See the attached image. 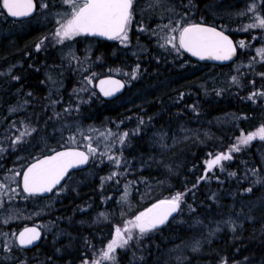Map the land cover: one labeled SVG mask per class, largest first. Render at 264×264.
Masks as SVG:
<instances>
[{
  "label": "trees",
  "instance_id": "1",
  "mask_svg": "<svg viewBox=\"0 0 264 264\" xmlns=\"http://www.w3.org/2000/svg\"><path fill=\"white\" fill-rule=\"evenodd\" d=\"M255 2L257 12L264 16V0ZM176 5L175 10L191 22L223 29L237 46L238 37L248 46L256 33L236 30L242 19L234 16L242 7L246 8L248 0L225 2L221 11L215 0H180ZM145 12L133 14L137 28L160 22L153 15L154 10ZM0 16L10 20L2 1ZM27 28L26 34H15L10 43L7 36L0 39V140L8 147L0 149V173L14 158L8 140L12 125L17 128L23 123L36 125L46 133L54 121L68 113L80 125L111 131L116 142L124 132L129 136L123 145L117 142L108 151L120 159L119 167L108 159L96 164L90 155L87 168L72 172L50 196L26 195L21 186L18 193L9 196L10 204L28 203L29 207L23 209L44 208L40 217L44 238L30 250L13 241L6 245L7 249L1 244L0 264H82L85 260L91 263L112 239L115 226L177 192L185 195L176 217L139 241L134 238L117 253L115 264H264V141L256 138L233 152L231 160L222 161L212 171L206 168L209 156L212 159L216 154L226 153L242 131L247 134L264 126V98L257 94L249 99L253 93L263 91L264 76L252 72L255 61L247 69L237 71L239 82L227 85L222 92L200 85L209 75L218 80L230 77L256 57L253 48L244 51L239 46L237 59L229 65L200 64L183 52L189 64L173 70L171 61H136L127 55L121 58L118 53L114 55L116 47L112 49L111 40L78 36L76 48L80 49L83 41H96L94 51L102 54L104 62L122 64L130 77L137 65V72L141 67L144 69V75L131 79L133 85L122 95L105 100L95 88L100 76L94 78V88H89L88 95L75 94L76 78L80 79L81 74L76 76L70 69L63 75V82L51 88L42 74L47 64L56 63L51 61L56 54L47 40L37 51L36 45L42 39L39 33L44 30ZM140 39L147 44L154 41L145 36ZM147 47L153 57L151 45ZM242 59L245 61H239ZM94 63L87 61V67ZM191 64L200 68L191 71ZM255 69L262 73L264 63H258ZM17 95L22 96L18 103ZM20 100L25 102L23 110L8 113L10 106H16L12 104L22 107ZM65 106H73L71 112ZM56 145H45L48 149L34 150L26 159L13 164L24 166V170L32 160L68 146ZM249 188L251 192L246 191ZM48 222L52 225L50 230ZM20 227L17 225V229ZM179 247L186 249V256L181 255Z\"/></svg>",
  "mask_w": 264,
  "mask_h": 264
},
{
  "label": "rangeland",
  "instance_id": "2",
  "mask_svg": "<svg viewBox=\"0 0 264 264\" xmlns=\"http://www.w3.org/2000/svg\"><path fill=\"white\" fill-rule=\"evenodd\" d=\"M1 1L2 0H0V3ZM215 1L218 3V5H220L217 6V9H219L220 11L225 9L224 7L225 2L234 3V0H215ZM255 1L256 0L254 1L248 0V5L246 6V8L245 6L242 7V9L238 11V14L234 16L235 19L237 17H240V19H242V21H240L241 27L236 29L237 32L239 33L246 32L243 29L249 23L254 22L253 19L254 15L256 14L260 15L257 12L258 3ZM179 2L180 0H137L134 4L135 5V9L133 12L134 15L137 16L138 14L143 15V13L145 11H148L149 9L154 10L153 15L156 16L158 19H160V22H157V24L152 25V27L150 26L147 27L148 25L144 24L143 26H141L144 29V31H141L140 30L141 27L137 28V25H135L137 21L135 19L132 20L131 25L129 26L128 41L126 42V45L122 44L118 40H111L112 41L111 43L113 44L112 49L116 47L115 49H113V51H115L114 55L115 53L116 54L118 53L119 55H121V58L125 55L129 57L131 56L135 58L136 61H171L173 65V70L174 69L179 70L178 68H182L185 66V64H189L187 63V61L189 60L185 58V55L182 50L179 53L176 52L171 48V45L166 44L165 41V37H167L168 35H177V33H171L169 31V28H165L164 25H168L171 22V25L174 26L178 20L181 21L182 23H193L191 22V20H189L188 17L185 16V14H181V12L178 11L177 8L175 10V5L178 4ZM38 3H39L38 12L34 17L30 19L21 20V21H12V20L3 19V17L0 16V39H3L2 36L4 37L5 35H7L9 40L7 39L6 41L7 43L8 42L10 43L12 42V40H14L15 34H19V35L20 33L26 34L29 31L27 27L41 28V30L44 31L42 33H39V35H42L41 36L42 39L44 37L49 38L46 40L48 41V43H50L51 47L54 49V52L56 54L55 57L56 59L51 60V61H56V63L50 62L43 70L44 72L42 75L46 80L47 84L48 85L50 84L51 88L56 87L62 81L63 75H66L65 72L70 69V71H73L74 75L76 76H80L81 74L80 79H77L78 77L76 78L77 83L75 84V90L73 89L74 93L78 95H85V96L88 95L89 88H94L93 87L95 83L94 78H98L99 76L101 77L104 70L103 68L111 65V62H104V58L102 57V54L94 51L96 48L95 47L96 41L95 42H93L92 40L83 41L82 45L80 46V49L76 48V44H75L78 37H75L70 41H65L63 44L56 43L53 37L57 27L59 26L57 21L58 20L62 21L63 14L68 12L69 8L68 6L63 4V0H38ZM42 4H47V7L46 8L41 7ZM253 4L255 5V12L248 11L249 7L252 6ZM167 5L170 8H168ZM262 17L264 16L262 15ZM233 21L235 22V20ZM247 31H251V32L256 31V33L252 34L249 40V45L247 46L245 44V40L242 37H238V42L241 41L244 42L245 45L243 48L244 51L247 50L248 48L249 50L253 48L254 52H256L255 59L254 58L249 59V63L246 62L244 63V65H242L241 63L240 65H242V67L234 71L230 77L224 79L219 77L218 80L215 79L214 76L212 75L207 76L205 80L200 82L202 88L208 87L207 88L208 90L215 89L218 92H222L225 90L224 87L233 83V79H232L233 77H236V81L239 82L238 73H236L237 71L242 70L243 68L247 69L248 66H250L252 63L255 64L256 62L257 63L252 72H254L255 75L264 74V71L262 73L261 72L257 73L256 72L257 69H255L258 63H262V64L264 63L263 62L264 58H261L257 53V49L264 48V30L259 28H254V29H249ZM138 33H140L141 35H138ZM140 36L141 37L145 36L146 38H150V39L154 38L153 42L150 40L148 41V44H150L152 47L153 57L149 55L150 50L147 47L148 44L145 41H142L140 39ZM256 41H258L257 43H259L260 46L256 45L257 44ZM161 45L164 46L162 47ZM238 47L239 44L237 48ZM94 52L95 55L93 54ZM78 53H81L82 55ZM87 61H95V63L91 67L92 69L87 67ZM239 61H245V60L242 59ZM79 64L85 65V67ZM240 65L235 67V69L238 68ZM116 66L112 67V72H115V74L125 79L126 89L127 87L132 86L133 83H131V77L129 76L130 73L125 69V67H123L122 64L120 65L118 63V66L117 67ZM78 68H80V70ZM199 68L200 66L196 67V65L194 64H191L190 67L191 71ZM116 69H119V71L118 72L115 71ZM107 70H109V68H107ZM143 71L144 69L141 67L140 71L136 72V77L139 75L140 76L144 75ZM242 72L243 71L239 73ZM5 73L6 75H8L9 71ZM93 73H95L96 76L93 78L92 84H88L85 78L91 76ZM125 73H127L128 75H125ZM201 75L203 76L204 72ZM59 87L61 86L59 85L57 88ZM84 88H86L87 91H82V89ZM261 88H263V91H261V93H264V86H262ZM49 93H51V91H49ZM141 93H143V91H141ZM259 96L264 98V95H259ZM21 97H22L21 95L20 96L17 95L16 103L19 102L18 99L19 98L21 99ZM24 103L25 102L23 100L22 101L20 100V106L22 107H19V105L17 106V104H12L16 106H12V107L10 106L8 109V113L12 114L16 110H23ZM65 107L67 112H71L70 110L73 106H65ZM69 115L70 114L67 113V115L64 118L58 121H54V123L51 124V128L48 131H45L46 133H44L41 129H38V126L36 125L32 126L30 124L26 125L25 123H23L22 126L19 125L18 128L13 127V125L10 126L11 129L8 140L12 146L11 153L14 156L12 161L18 162L23 157L24 159H26L27 158L26 156H29L31 153L34 152V150L35 152H41L48 149L45 148V145L55 146L57 144L56 146L58 145L78 146L86 150L84 145H87L89 142L84 140V135L92 136V141H91L92 146L98 148L97 154L93 157L96 160L95 161L96 164L102 162L103 161L102 159H108L107 155H100V153L105 152L106 150L105 145H115L118 141L116 142L113 136L100 137L99 136L100 132L107 133L108 131H102L92 126L80 125L79 123H77L76 118L73 119ZM26 129L29 132H31V129H35L36 131L31 132L30 135L24 136L21 142L14 143L16 138L20 136V133L24 132ZM70 137H75L76 144H72L70 142L69 140ZM100 144L103 145L104 147H102ZM5 147L6 146H4L1 139L0 140L1 151H3ZM52 149L53 147L50 150ZM13 162L10 166L3 169L4 170L3 173H0V185L6 186L3 190H0V201H3L2 206H0V229L3 226V228L0 231V245L3 244V246L7 245L13 240L14 237L13 233H15L18 230L17 225L23 226L29 223H40L41 222L40 217L44 213V208L40 206L23 209L25 206L29 207L28 203L18 201L15 203L13 202L14 204H10V202H8V198H10L9 196H11L12 194L15 195L16 193H18L17 191H19L20 189L21 176H15V173L17 171L21 173L24 168V166L18 165L16 163L13 164ZM0 168H2V166H0ZM13 177H14V182H13ZM13 188L16 189V193H13L11 191V189ZM162 199H166V198H162ZM15 206L22 207V209L17 210L14 208ZM123 224L121 226H123ZM51 227L52 225L48 222V229L50 230ZM120 250L123 249H117L116 255ZM185 250H186L185 248H182V250L180 247L178 248V251L179 252L181 251V255L183 256L187 255V252L185 253Z\"/></svg>",
  "mask_w": 264,
  "mask_h": 264
},
{
  "label": "snow or ice",
  "instance_id": "3",
  "mask_svg": "<svg viewBox=\"0 0 264 264\" xmlns=\"http://www.w3.org/2000/svg\"><path fill=\"white\" fill-rule=\"evenodd\" d=\"M134 3L135 0H63V4L68 6L69 11L63 14L62 21H57L59 26L53 38L56 43L63 44L65 41H70L75 37L86 35L105 37L108 40H118L126 45L129 26L133 20ZM41 7L46 8L47 4H42ZM2 8L11 17L26 18L31 16L36 10V3L35 0H2ZM248 11L255 12V5L250 6ZM253 19L254 22L246 25L243 30L247 31L254 28L264 30V17L256 14ZM164 27L169 28L171 33H177V35H168L165 37V41L166 44L171 45V48L178 53L183 50L191 53L192 56L199 57L201 60L212 59L217 61L231 60L236 53V46H234L232 40L223 31H219L215 27L197 23H182L179 20L174 26L170 22L168 25H164ZM140 30L144 31L142 27ZM46 39L49 38L44 37L36 45L37 51L41 49V45ZM161 46L163 47L164 45ZM239 46L244 47V42H239ZM257 53L261 58H264V48L257 49ZM138 70L139 65L131 73V79L137 78L136 72ZM115 71L118 72L119 69ZM125 75L128 74L125 73ZM95 76L96 74L93 73L91 76L86 77L85 80L88 84H92ZM232 79L233 82H236V77ZM97 86L103 96L111 97L125 85L118 79L108 77L100 79ZM82 91H87V89L84 88ZM257 94L264 95V93H253L249 99H252ZM141 123H143L142 120ZM34 131L36 130L31 129V132ZM31 132L27 129L21 132L14 143L21 142L22 138L30 135ZM113 135L115 134L111 131L99 133L100 137ZM128 136V132L119 135L117 137L118 143L123 145ZM256 138L264 141V126L247 134L242 131L236 143L226 153L216 154L212 159L206 161L207 170L212 171L214 167L221 166L222 161L231 160L233 152L240 151L241 146L249 145ZM69 140L72 144H76L75 137H70ZM84 140L89 142L87 145H84L86 151L79 150V147L55 151L54 154L45 156L30 164L22 174L17 171L15 176L22 175L23 192L29 196L50 193L65 179L71 169L87 164L90 155L95 156L98 148L92 146V136L84 135ZM113 146L105 145L106 150L100 153V155H107L108 160L119 167L120 159L114 155H108V151ZM112 175L115 176L116 173ZM230 175L235 176V173H230ZM111 178L108 177V179ZM5 187V185H0V190H3ZM11 191L16 193L15 188L11 189ZM246 191L251 192L252 189L249 188ZM184 195V193L177 192L172 197L161 200L135 215L133 219L125 221L123 226H115L113 238L101 250L99 258L94 259L91 264H103L104 261H111L115 264L117 249H125L134 238L139 241L147 233L165 225L169 221V218L180 210ZM2 204L3 201H0V206ZM100 215L104 216V213ZM13 235L16 237L19 246L27 247L40 239L41 232L37 227H25L23 231L18 234L13 233ZM84 264H89V261L85 260Z\"/></svg>",
  "mask_w": 264,
  "mask_h": 264
},
{
  "label": "water",
  "instance_id": "4",
  "mask_svg": "<svg viewBox=\"0 0 264 264\" xmlns=\"http://www.w3.org/2000/svg\"><path fill=\"white\" fill-rule=\"evenodd\" d=\"M35 3H36V1H35ZM37 10H38V8H37V4H36V10L33 12V14H32L31 16L26 17V18H14V17L9 16V15L7 14V11H6L5 9H3V11H4L5 15L8 17V19H10V20H12V21H21V20L30 19V18H32V17H34V16L36 15ZM197 24H203V25H205V26L215 27L217 30H219V31H223V30L220 29L219 27L213 26V25H211V24H207V23H203V22H198ZM223 32H224L225 35H227V36L229 37L230 40H232L234 46H236V43H235L234 39H233L228 33H226L225 31H223ZM85 36H86V35H85ZM87 37H91V38H94V39H97V40L109 41V40H108L107 38H105V37H96V36H87ZM182 51H183V50H182ZM183 52H184L189 58H191L192 60H194V61L197 62V63H200V64H211V65H229V64L233 63V62L236 60L237 55H238V49H237V46H236V53H235V55L232 57L231 60H227V61H217V60H212V59H204V60H201L199 57L192 56L191 53H188V52H185V51H183ZM108 77H111V78H113V79H118V80H120V81L125 85V86H124L119 92H117L114 96H111V97H105V96H103V94L99 92V88H98V86H97V85H98V82H99L100 79H105V78H108ZM95 87H96V90H97L98 94H99L103 99H105V100H111V99L116 98V97H118V96H120V95H122V94L124 93V91H125V89H126V83H125V81H124L123 79H121V78H119V77H116V76H105V77H101V78H99V79L96 81V86H95ZM66 148H74V147H63V148L56 149V150H54V151H52V152H50V153H47V154H45V155H42V156L38 157L37 159L31 161V162L26 166V168H27L30 164H32L33 162H35L36 160H38V159H42V158H44L45 156H48V155H52V154H54L55 151H63V150H65ZM79 150L85 151L84 149H81V148H79ZM89 160H90V158H89ZM88 164H89V161H88V163L85 164V165H81V166H78V167H76V168L71 169V170L69 171V174L72 173L73 171H79V170H84V169H86L87 166H88ZM26 168L23 170V172L26 170ZM23 172H22V173H23ZM69 174L65 177V179H63V180L61 181V183H60L59 185L56 186V188L53 189L52 192H50V193H45V194H41V195H36V196H38V197H48V196H50V195H51V194H52L57 188L61 187V185L65 182V180L67 179V177L69 176ZM20 185H21V188H22V175H21V177H20ZM22 191H23V190H22ZM25 194L28 195L27 193H25ZM161 200H164V199H161ZM161 200H158V201L153 202V203L150 204L147 208L151 207L153 204H155V203H157V202H159V201H161ZM147 208H146V209H147ZM146 209H145V210H146ZM176 215H177V213H174L173 216L169 218V221H168L165 225H163V226H161V227L166 226V225H167L172 219H174V218L176 217ZM25 227H29V228H30V227H37L38 230L41 232V237H40V239L37 240V241H35L32 245L27 246V247H21V246H19L17 240H16V244H17L18 247H20V248H22V249H31V248H34V247H36V246L41 242V240H42V238H43V231H42L41 228H40L38 225H36V224H28V225H25V226H23L22 228H20L16 234H18L19 232L23 231V229H24ZM15 239H16V237H15Z\"/></svg>",
  "mask_w": 264,
  "mask_h": 264
},
{
  "label": "flooded vegetation",
  "instance_id": "5",
  "mask_svg": "<svg viewBox=\"0 0 264 264\" xmlns=\"http://www.w3.org/2000/svg\"><path fill=\"white\" fill-rule=\"evenodd\" d=\"M136 1H137V0H135V2H136ZM134 4H135V3H134ZM37 5H38V4H37ZM134 9H135V5H134ZM133 12H134V10H133ZM133 14H134V13H133ZM222 30H223V29H222ZM113 66H116V65H109V66H107L106 69L103 70V74L101 75V77H105V76H116V77H119V78H121V79H123V80L125 81L124 78L118 76L117 74H115V72H112V67H113ZM117 66H118V64H117ZM117 66H116V67H117ZM107 68H109V70H107ZM101 77H99V78H101ZM99 78H98V79H99ZM98 79H97V80H98ZM125 82H126V81H125ZM113 99H114V98H113ZM113 99H111V100H113ZM67 178H68V177H67ZM66 180H67V179H66ZM66 180H65V181H66ZM64 183H65V182H64ZM64 183H63V184H64ZM63 184H62V185H63ZM62 185H61V186H62ZM29 224H36V225H38V226L41 228V224H40V223H29ZM26 225H28V224H26ZM23 226H25V225H23ZM23 226H21L20 228H22ZM20 228H19V229H20ZM19 229H18V230H19ZM18 230L15 232V234L18 232ZM41 230L43 231V228H41ZM43 238H44V232H43ZM43 238H42V240H43ZM42 240H41V241H42ZM12 241L16 243L15 236L13 237V240H12ZM12 241H11V242H12ZM11 242H10V243H11ZM39 244H40V243H39ZM16 245H17V244H16ZM4 246H6V245H4ZM4 246H3V247H4ZM6 249H7V246H6ZM31 249H32V248H31ZM24 250H30V249H24Z\"/></svg>",
  "mask_w": 264,
  "mask_h": 264
},
{
  "label": "bare ground",
  "instance_id": "6",
  "mask_svg": "<svg viewBox=\"0 0 264 264\" xmlns=\"http://www.w3.org/2000/svg\"><path fill=\"white\" fill-rule=\"evenodd\" d=\"M5 36H7V35H5ZM3 37V36H2ZM6 39H8V38H6ZM9 40V39H8ZM9 43V42H8ZM6 46V45H5Z\"/></svg>",
  "mask_w": 264,
  "mask_h": 264
}]
</instances>
